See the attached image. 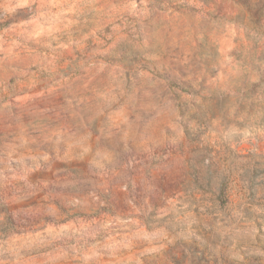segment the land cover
<instances>
[{"label": "clouds", "instance_id": "clouds-1", "mask_svg": "<svg viewBox=\"0 0 264 264\" xmlns=\"http://www.w3.org/2000/svg\"><path fill=\"white\" fill-rule=\"evenodd\" d=\"M0 264H264V0H0Z\"/></svg>", "mask_w": 264, "mask_h": 264}]
</instances>
